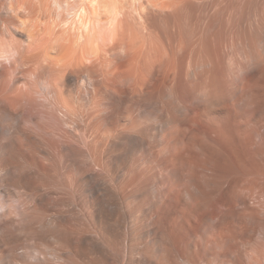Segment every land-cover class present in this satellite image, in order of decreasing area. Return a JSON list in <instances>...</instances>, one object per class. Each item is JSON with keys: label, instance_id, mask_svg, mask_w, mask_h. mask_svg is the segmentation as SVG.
Masks as SVG:
<instances>
[{"label": "bare ground", "instance_id": "obj_1", "mask_svg": "<svg viewBox=\"0 0 264 264\" xmlns=\"http://www.w3.org/2000/svg\"><path fill=\"white\" fill-rule=\"evenodd\" d=\"M0 264H264V0H0Z\"/></svg>", "mask_w": 264, "mask_h": 264}]
</instances>
